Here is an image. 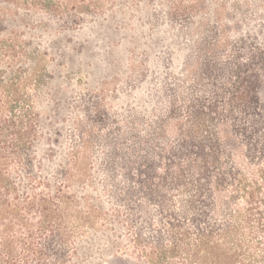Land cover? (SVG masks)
I'll list each match as a JSON object with an SVG mask.
<instances>
[{
    "label": "rangeland",
    "instance_id": "rangeland-1",
    "mask_svg": "<svg viewBox=\"0 0 264 264\" xmlns=\"http://www.w3.org/2000/svg\"><path fill=\"white\" fill-rule=\"evenodd\" d=\"M261 106L264 0H0V171L9 187L0 260L9 246L11 264H34L25 243L30 228L40 247L35 207L46 200L61 224L59 258L47 264H147L151 245L137 236L169 240L168 217L181 210L177 191L152 195L163 207L148 191L183 141L257 182L264 199V159L251 162L245 147L262 133H250ZM231 193L216 199L217 212L210 206L209 221L228 218ZM244 206L238 199L229 210ZM240 240L255 252L248 232Z\"/></svg>",
    "mask_w": 264,
    "mask_h": 264
},
{
    "label": "trees",
    "instance_id": "trees-1",
    "mask_svg": "<svg viewBox=\"0 0 264 264\" xmlns=\"http://www.w3.org/2000/svg\"><path fill=\"white\" fill-rule=\"evenodd\" d=\"M257 110L259 111L257 123L254 125L253 122L254 126L251 127L250 133H262L257 134V138L252 139L251 144H245L248 150L247 159L254 163L264 159V106ZM22 115L32 126L29 108L23 111ZM26 130L22 143L30 146L31 131L28 126ZM249 145L260 148L252 154ZM20 148H17L18 153L21 151ZM204 149L201 145L186 141L177 143L165 158L163 176L156 177L155 181L158 183L150 187L148 193L151 194L152 201L162 207L164 201L157 202L152 195L162 189L177 191L181 210L172 211L168 217L171 231L168 233L169 240H165L167 237L162 233L148 239L137 236L138 244L146 242L151 245V252L145 256L146 263L172 264L171 262L178 260L181 264H264V199L261 189L257 182H246L242 174L235 173L233 168L221 167L220 158L213 154H204ZM195 150V153L192 152ZM140 177L147 176L141 171ZM148 180L153 181L150 178ZM5 182L0 171V204H3V207L7 204L4 193L9 191ZM230 190L232 193L222 203V210L228 218L220 222L209 221L210 211L217 209V201L221 195L225 192L230 193ZM238 199L245 203L243 210L235 212L229 210L231 204L236 203ZM212 204L213 208L210 210ZM34 207V204H28L27 209L33 211ZM35 208L42 218L37 227L41 244L37 250L34 245L35 236L28 228L29 239L25 243V252L33 258L34 264H47L51 259L59 258L53 250V244L55 240L57 243L61 242L59 234L61 224L59 217L52 216L46 200H42ZM7 216L14 217L26 225L17 210L7 211ZM246 232L257 242L254 253H250L240 240ZM4 250L6 254L0 263L11 264L14 259L11 247L5 246Z\"/></svg>",
    "mask_w": 264,
    "mask_h": 264
}]
</instances>
